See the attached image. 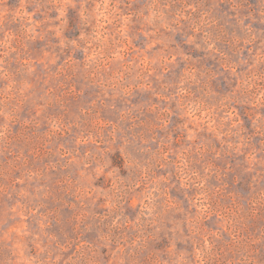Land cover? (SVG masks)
<instances>
[{
	"label": "rangeland",
	"instance_id": "rangeland-1",
	"mask_svg": "<svg viewBox=\"0 0 264 264\" xmlns=\"http://www.w3.org/2000/svg\"><path fill=\"white\" fill-rule=\"evenodd\" d=\"M0 264H264V0H0Z\"/></svg>",
	"mask_w": 264,
	"mask_h": 264
}]
</instances>
